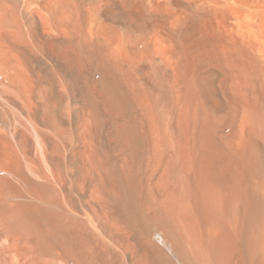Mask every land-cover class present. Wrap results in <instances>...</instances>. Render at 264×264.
Segmentation results:
<instances>
[{
  "label": "bare ground",
  "instance_id": "bare-ground-1",
  "mask_svg": "<svg viewBox=\"0 0 264 264\" xmlns=\"http://www.w3.org/2000/svg\"><path fill=\"white\" fill-rule=\"evenodd\" d=\"M0 264H264V0H0Z\"/></svg>",
  "mask_w": 264,
  "mask_h": 264
}]
</instances>
